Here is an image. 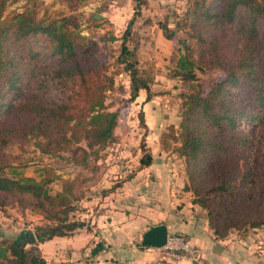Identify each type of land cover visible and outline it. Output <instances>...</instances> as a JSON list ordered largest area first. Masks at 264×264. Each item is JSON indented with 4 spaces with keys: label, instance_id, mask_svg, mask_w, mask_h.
Listing matches in <instances>:
<instances>
[{
    "label": "trees",
    "instance_id": "1",
    "mask_svg": "<svg viewBox=\"0 0 264 264\" xmlns=\"http://www.w3.org/2000/svg\"><path fill=\"white\" fill-rule=\"evenodd\" d=\"M18 1L0 0V210L15 203L51 223L36 225L33 241L24 236L31 231L0 240V264H39L44 260L39 242L69 235L82 223L68 220L70 189L51 194L50 178L18 176L6 147L32 141L43 154L81 153L85 162L89 152L80 142L106 146L114 139L118 114L105 104L113 77L104 72L96 40L81 34L75 15L38 16L35 0L8 10ZM192 15L196 45L178 58V73L194 79L195 52L204 67L224 74L205 95L200 90L183 95L178 150L195 202L222 238L230 229L264 224V0H197ZM160 28L165 38L172 37L166 24ZM128 36L129 28L120 62L129 71L131 98L143 89L147 101V81L123 57L131 55ZM150 159L147 153L141 162L146 166ZM146 245L142 239L137 244L141 250Z\"/></svg>",
    "mask_w": 264,
    "mask_h": 264
},
{
    "label": "rangeland",
    "instance_id": "2",
    "mask_svg": "<svg viewBox=\"0 0 264 264\" xmlns=\"http://www.w3.org/2000/svg\"><path fill=\"white\" fill-rule=\"evenodd\" d=\"M210 1L205 0V4ZM24 4L25 0H20L9 5L8 10H22ZM196 4L197 0H35L38 16L75 15L81 34L96 40L97 57L114 81L105 98L109 110L118 114L114 139L98 148L80 142L89 152L85 162L81 161V153L74 157L70 152L43 154L32 141L6 147L18 176L50 178L51 194L70 189L68 220L82 226L69 235L99 221L110 223L114 218L116 224L129 223L134 242L140 244L148 226L170 223L182 211L192 214L195 221L204 220L203 225L210 229L206 210L195 202L185 157L178 150L183 95L198 90L205 95L224 74L218 67H204L195 52L194 79H183L178 73V58L186 54L187 47L196 45L192 36L195 27L191 26ZM162 24L172 32L170 39L164 37ZM127 28L125 45L131 55L123 57L147 81V101L143 89L131 98L129 71L120 62L122 36ZM51 94L58 98L52 91ZM250 131L255 134L258 130ZM147 153L151 159L145 166L141 159ZM46 223L51 222L10 204L0 210V240L16 239L22 231L32 233L36 225ZM207 231L212 240L206 241V235L198 239L205 244L204 249L213 247L220 254L214 262L207 260L208 264H264V224L230 229L222 238L216 237L212 229ZM172 233L190 235L173 229L169 234Z\"/></svg>",
    "mask_w": 264,
    "mask_h": 264
},
{
    "label": "crops",
    "instance_id": "3",
    "mask_svg": "<svg viewBox=\"0 0 264 264\" xmlns=\"http://www.w3.org/2000/svg\"><path fill=\"white\" fill-rule=\"evenodd\" d=\"M179 213L180 215L176 214L177 217L170 223H164L168 227V233L172 229L183 233L189 232L190 238H187L193 243L198 241L195 244L201 248L200 259L194 264H208L207 260L214 262L215 258L220 256L218 250L213 247L204 249L205 244L199 240L203 235H206V241L212 240L207 231L210 229L202 223L204 220L201 221L199 218L195 221L192 214L183 211ZM133 232L129 223L116 224L113 218L110 223L99 221L97 225L71 235L54 236L39 242L38 246L47 264H50L48 260L46 261L47 258L53 264H152V256L142 251L134 242Z\"/></svg>",
    "mask_w": 264,
    "mask_h": 264
},
{
    "label": "built area",
    "instance_id": "4",
    "mask_svg": "<svg viewBox=\"0 0 264 264\" xmlns=\"http://www.w3.org/2000/svg\"><path fill=\"white\" fill-rule=\"evenodd\" d=\"M142 250L152 256V264H193L200 259V249L191 240L177 234L168 233L163 245H146Z\"/></svg>",
    "mask_w": 264,
    "mask_h": 264
},
{
    "label": "water",
    "instance_id": "5",
    "mask_svg": "<svg viewBox=\"0 0 264 264\" xmlns=\"http://www.w3.org/2000/svg\"><path fill=\"white\" fill-rule=\"evenodd\" d=\"M184 45V42H182ZM168 234V227L164 223H159L156 225L150 226L147 230H145L142 234V242L148 245H152L155 247H159L165 243L166 237ZM24 236L33 241L35 239L33 233L25 232ZM39 264H47L44 260L41 261Z\"/></svg>",
    "mask_w": 264,
    "mask_h": 264
}]
</instances>
